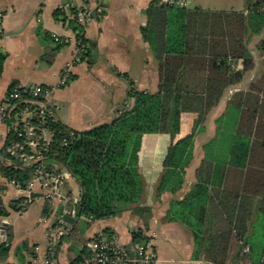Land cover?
Listing matches in <instances>:
<instances>
[{
    "label": "crops",
    "instance_id": "crops-1",
    "mask_svg": "<svg viewBox=\"0 0 264 264\" xmlns=\"http://www.w3.org/2000/svg\"><path fill=\"white\" fill-rule=\"evenodd\" d=\"M155 1L0 0L6 57L0 78V165H4L9 133L1 108L13 85L56 88L63 70L72 65V80L55 91L51 109L58 122L77 132L111 124L121 111L130 110L134 105L128 96L130 82L139 91L158 92L159 64L143 35L147 10ZM69 2L73 7L61 10ZM262 3L187 0L182 7L213 18L244 14L243 39L254 67L241 82L226 88L208 112L192 142L190 163L165 168L169 135L144 137L140 173L145 191L130 210L100 221L81 218L77 214L81 188L69 174L62 193L75 223L66 222V235L49 256V236L65 208L37 197L24 213L13 211L19 201L16 186L0 173V203L8 212L0 216V264H73L85 255L93 238L105 231L130 250L135 247L132 234L142 231L154 249V264H217L218 249L226 253L225 264H237L241 250L233 237L237 235L251 246L252 260L264 263V93L253 89L264 73L259 48L264 17L253 12ZM80 8L101 13L77 32L73 17ZM57 12L66 19H59ZM55 37L69 43L58 45ZM79 38L90 52L77 61ZM203 76L198 73L184 86L202 90ZM54 166L59 174L67 173Z\"/></svg>",
    "mask_w": 264,
    "mask_h": 264
},
{
    "label": "trees",
    "instance_id": "trees-1",
    "mask_svg": "<svg viewBox=\"0 0 264 264\" xmlns=\"http://www.w3.org/2000/svg\"><path fill=\"white\" fill-rule=\"evenodd\" d=\"M261 6H264V0L253 12L256 17L263 18L264 13L259 12ZM146 15L148 24L143 35L159 64L158 92L139 91L130 82L128 96L134 100L133 107L121 111L111 124L86 132L75 131V138L67 146H63L62 141L71 129L55 118L49 121L54 138L47 153V171L57 174L53 166L59 165L77 182L82 192L77 214L88 221L115 218L139 202L145 191L140 159L146 135H169L165 168L176 163H190L192 142L208 112L218 104L226 88L241 82L244 74L254 67L243 39L244 14L213 18L200 11L188 13L180 7L161 5L157 0ZM56 16L66 19L60 12ZM213 19L215 22L212 24ZM75 30L81 32L82 29L77 25ZM197 30L199 35H195ZM259 48L263 52L262 43ZM89 52L87 50L83 59ZM5 58L0 54V78ZM231 58L243 60L242 74L232 71L229 65ZM201 72L204 74L201 77L204 83L202 90L184 86L185 80ZM253 89L264 93V73ZM6 123L11 126L13 119ZM13 139L15 136L9 133L4 153ZM252 153L253 150L251 156ZM33 171V168L0 165V173L5 178L19 181L22 187L27 186ZM21 203L19 200L13 205V211H20ZM62 212L63 209L59 210L60 214ZM45 215H49V206ZM0 216H8V212L0 209ZM103 234L113 239L109 231ZM233 237L236 243L242 241L238 235ZM132 239L134 244L148 242L142 231L133 233ZM221 251L218 249L215 257L217 264L226 263V253ZM253 260L251 254L243 264H251V261L260 264Z\"/></svg>",
    "mask_w": 264,
    "mask_h": 264
},
{
    "label": "built area",
    "instance_id": "built-area-1",
    "mask_svg": "<svg viewBox=\"0 0 264 264\" xmlns=\"http://www.w3.org/2000/svg\"><path fill=\"white\" fill-rule=\"evenodd\" d=\"M71 1V0H69ZM187 0H160L161 5L182 8ZM73 6L70 2L61 8L63 11H69ZM264 13V6L259 9ZM101 11L78 9L73 19L81 28L86 27L93 21L95 16L100 15ZM3 15L0 14V54H3ZM58 45L69 43L67 39L55 37ZM87 45L82 38L77 41L75 59L79 61L87 52ZM262 50L264 54V40L262 41ZM229 65L232 71L242 74L244 72L243 60L229 59ZM72 65L67 66L59 78L56 88L44 86H21L13 85L9 91L5 105L1 108L3 122L8 127L9 133L15 136L5 149V158L3 163L6 166L29 165L34 169V174L26 187H22L19 181L13 180L16 186L18 200H21L20 213H24L29 204L33 201V193H42L43 197L49 202H59L65 208L64 215H69L66 207L69 200L63 195L62 186L69 176L66 174H52L47 171V153L53 143L54 132L49 128V121L55 116L51 106L55 98V91L66 87L72 80ZM13 119L11 126L6 121ZM8 133V135H9ZM75 138V131L70 130L62 141L63 146H67ZM8 139V137H7ZM7 142V140H6ZM59 166V165H58ZM57 171V166H53ZM0 209H3L0 203ZM66 222L63 216L58 220L49 236L48 254L53 255L55 246L65 237ZM240 254L237 264H243L244 260L251 255V246L244 241H240ZM40 251V249H36ZM134 254L131 258L130 253ZM156 260L155 252L149 242H139L135 244L133 250L129 251L120 245L116 239H110L103 233L97 234L82 260L78 264H154ZM48 262V261H47ZM46 262V263H47ZM36 264L37 261H34Z\"/></svg>",
    "mask_w": 264,
    "mask_h": 264
},
{
    "label": "water",
    "instance_id": "water-1",
    "mask_svg": "<svg viewBox=\"0 0 264 264\" xmlns=\"http://www.w3.org/2000/svg\"><path fill=\"white\" fill-rule=\"evenodd\" d=\"M31 197H32V199L37 198V197H40L41 198V197H43V195L42 194H39V193H33L31 195ZM63 219H64L65 222H67L69 224H74L75 223V219L73 217L69 216V215H64L63 216ZM127 250L131 251L130 248H128ZM130 256H131V258H133L134 257V254L131 252L130 253Z\"/></svg>",
    "mask_w": 264,
    "mask_h": 264
}]
</instances>
